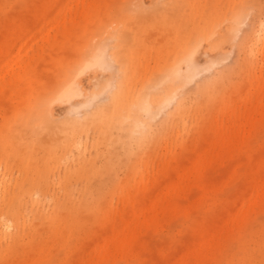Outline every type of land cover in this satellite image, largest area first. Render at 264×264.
Segmentation results:
<instances>
[{"label": "rangeland", "instance_id": "374dc122", "mask_svg": "<svg viewBox=\"0 0 264 264\" xmlns=\"http://www.w3.org/2000/svg\"><path fill=\"white\" fill-rule=\"evenodd\" d=\"M262 24L264 0H0V264H264ZM126 29V44L113 38ZM188 35L199 69L183 56L155 84L174 97L164 104L152 74ZM99 43L113 62L85 70L72 101L98 113L69 117L54 101L48 120L29 117ZM73 128L79 139L57 150ZM242 220L249 258L228 260L238 243L223 238L197 245L209 260L194 256L198 222L223 235Z\"/></svg>", "mask_w": 264, "mask_h": 264}, {"label": "bare ground", "instance_id": "6f19581e", "mask_svg": "<svg viewBox=\"0 0 264 264\" xmlns=\"http://www.w3.org/2000/svg\"><path fill=\"white\" fill-rule=\"evenodd\" d=\"M187 1L188 0H183L184 3H187ZM241 5H243V3ZM201 29H203V27H201ZM259 31H260V33L262 32V34L260 36L258 34L257 41L258 42H262L264 44V24H262L260 26ZM113 38L116 39V40L118 39V42H123L124 44H126L129 41V39H130V30L126 29L125 31H122L120 34L116 33V34L113 35ZM190 41H191L190 35L186 36V38L184 39V45H183V48H182L183 49V54H181L179 57H177L174 60L175 62L173 61V63H171V65L162 66L159 70H157L154 74H152V98H155L156 96L164 97V99L162 100L164 102V104L166 102H168L169 99L174 98V97H172L170 95L168 96V90H166V89H162V90H159V91L155 92V84H158L160 81L165 79L167 76L169 77L171 75H174L176 72H179V69L176 68L174 70L173 66L178 61H180L183 56H184V58H185V60L187 62L189 71H192L193 73H195L199 69V68H197L199 66H197V64H196V61H195L196 59H195V56H194V50H193V47L190 45ZM112 62H113V56H112V53L109 50L108 45H102L101 43L97 44L96 47L90 53H88L84 58H83V55H81L80 57H78V61H76V60L73 61L64 70V72H63V74H62V76L60 78V81L57 84V86H55L53 89L47 90L45 92H42V94L40 95L39 101H38L39 104L37 106V109L36 110L34 109L33 111L29 112V117L41 119V120H44V121L48 120V118H49L48 107H49V104L54 102V101H58V102H61V103H64V104L65 103L66 104L69 103V106H70V109H69V112H68V116L69 117H72L73 115L74 116H78V117H83L84 114L80 115V111L82 109H85L86 106L89 109H91L92 107H94V105H91V102L90 103L89 102H84L83 104L81 103V105L79 103L78 104H73L72 103V101L74 99H76V98L79 99L78 97H80L81 95L82 96L80 98H82L83 95H84V93H83L84 90L81 87V83L78 81L79 76L82 75L83 72L85 70H87V69H92L93 70V68H97V69L99 68V69H102V70H106V69H108L111 66ZM100 83H101V81H100ZM106 85H107V83H106ZM96 86L99 87L100 85L98 86L96 84ZM118 87H119V85L116 84L113 89L116 90ZM113 92H115L114 95H117L119 93V91H113ZM93 99L94 98H92V99L90 98L89 100L90 101L92 100V102H95V100H97V99H94V100ZM144 108H145L146 113L148 115H150V113L153 112V103H151V101H147L146 105L144 106ZM181 108H182V102L179 101V103H178L177 107L175 108V110L177 112H179L181 110ZM92 111H93V114H97L98 113L97 107L95 109H93ZM117 113H118V109L113 107V105H112L111 109H110V114L114 115V114H117ZM137 126H139V125H137ZM77 137H78V131H77V129L73 128V131H69V132L66 131V135H64V137L61 140H59V141L52 140V141H54V144H55L57 150L59 149V151H65V150H67L70 147V145L72 143L75 142L73 140V138H76V141L79 139V137L78 138ZM56 158H57L56 156H50V160L52 159V160L55 161ZM11 202H13V201L10 200L8 202V206H10ZM254 203H256V202H254ZM255 206H256L255 209H257V211H264V201H262L258 205L255 204ZM70 209H71L70 211H72L74 208L70 207ZM138 212L140 213V211H135L128 218L130 223H132L133 221L138 219ZM165 212L166 211H161V216H160V214H158V216H154L151 219V226H156L157 224H159V220H160V218L163 217ZM217 226L215 225V227H217ZM247 226H249V223L247 221H245V220H242L239 223H237V225L234 226V227H231V225H228V227L225 228L226 232L223 233V235H220L219 233H222V232H220V229H224L221 226H218L217 228L214 227L215 230L209 231L208 233L205 230L206 231V233H205L204 232V226L202 225L201 222L200 223L198 222L195 225V234L197 236V240H196V243H195V246H194L193 250H192V247H191V251H192V253L194 254L195 257L202 258V260H206L207 261L209 259H208V256L205 255V250L201 249V248H198L197 247L198 244L203 246V247L211 245V244L219 247L222 241L219 243L218 239H220V238H223L224 240L225 239L226 240L227 239H231V240L235 239L234 241H236L238 243V251L234 255L233 258H230V259L227 258V259L231 260V259H234L235 256H238L237 258H239L240 260H242V261L246 260L247 258H249L250 254H249L247 249H245V248L240 249L239 244L244 239H245L244 243H246L248 241L247 237L248 236L250 237V235L247 234ZM10 227H11V224L9 222H6L5 223V228L9 229ZM210 228L211 227H209V229ZM259 229L262 232H264V226L263 227L259 226ZM248 230H250V229L248 228ZM255 232H256V230H255ZM246 235H247V237H246ZM18 240H19V237H18ZM17 242L18 241H14V244H12L10 246L8 245L9 249H11L12 246L15 245ZM125 253L126 252H124V254ZM124 258H125L124 255H122V256H119L118 258H114V259L120 260V261H124L125 260Z\"/></svg>", "mask_w": 264, "mask_h": 264}]
</instances>
